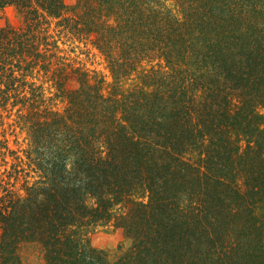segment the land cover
Here are the masks:
<instances>
[{
    "label": "trees",
    "instance_id": "trees-1",
    "mask_svg": "<svg viewBox=\"0 0 264 264\" xmlns=\"http://www.w3.org/2000/svg\"><path fill=\"white\" fill-rule=\"evenodd\" d=\"M166 1L0 0L23 17L0 25V107L21 105L37 174L0 195V264L26 245L43 264H264V0ZM53 29L91 41L111 82ZM121 203L112 261L86 233Z\"/></svg>",
    "mask_w": 264,
    "mask_h": 264
},
{
    "label": "rangeland",
    "instance_id": "rangeland-1",
    "mask_svg": "<svg viewBox=\"0 0 264 264\" xmlns=\"http://www.w3.org/2000/svg\"><path fill=\"white\" fill-rule=\"evenodd\" d=\"M64 1L69 7L76 2V0ZM166 2L168 5L173 6L172 0H167ZM22 23L23 17L16 6L9 5L1 12V26L9 25L18 27ZM52 27H55V25L53 24ZM51 32L55 34L60 48L63 49L60 54L67 56L68 60L75 62L76 65H82L91 71H98L101 75H104L106 78V85L111 82L112 77L107 62L91 41H80L71 38L69 35L67 36L64 33H60L59 29H53ZM36 80L38 83H41L44 77L38 75ZM125 85H130V82ZM44 88L46 97L51 96L53 91L51 83L45 82ZM20 106L19 104L15 106V108L7 111H4L3 108L0 107V140H6L10 150H12L11 152L5 147H1L0 144V185L2 190L0 195L5 193L3 189L7 185L16 192L27 193V187L37 178V174L31 171V168L26 163L27 158L25 149L28 147V131L24 124L21 125L18 123V111H20ZM61 106L60 104V107ZM15 155L20 156L24 160L20 162L15 158ZM18 163H20V165H18ZM16 168L19 169V172H16ZM127 209L125 203L115 206L113 208V215L109 221L92 225L86 233V238L89 239L94 246L105 250L112 261L117 260L131 245V240L127 236L126 230L118 225V217L122 213H125ZM20 253L23 264L44 263L43 253L38 247L26 245L21 247Z\"/></svg>",
    "mask_w": 264,
    "mask_h": 264
}]
</instances>
